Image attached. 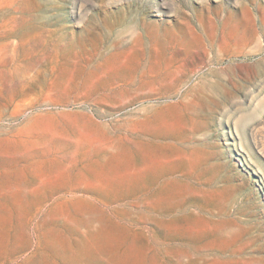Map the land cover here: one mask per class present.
Instances as JSON below:
<instances>
[{
	"label": "rangeland",
	"instance_id": "1",
	"mask_svg": "<svg viewBox=\"0 0 264 264\" xmlns=\"http://www.w3.org/2000/svg\"><path fill=\"white\" fill-rule=\"evenodd\" d=\"M12 149L0 264H264V0H0Z\"/></svg>",
	"mask_w": 264,
	"mask_h": 264
},
{
	"label": "crops",
	"instance_id": "2",
	"mask_svg": "<svg viewBox=\"0 0 264 264\" xmlns=\"http://www.w3.org/2000/svg\"><path fill=\"white\" fill-rule=\"evenodd\" d=\"M42 151L55 154L53 149ZM4 153V159L0 160V200L7 199L5 201L10 204L24 203L25 200L40 196L38 191L47 177L56 180L55 172L51 177L50 174L46 176L33 160L27 159L32 156L31 149H12ZM44 187L48 191L45 193V198H48L45 203H51L49 198L57 196L56 189L51 192V186L45 184Z\"/></svg>",
	"mask_w": 264,
	"mask_h": 264
},
{
	"label": "bare ground",
	"instance_id": "3",
	"mask_svg": "<svg viewBox=\"0 0 264 264\" xmlns=\"http://www.w3.org/2000/svg\"><path fill=\"white\" fill-rule=\"evenodd\" d=\"M200 72V71H199Z\"/></svg>",
	"mask_w": 264,
	"mask_h": 264
}]
</instances>
